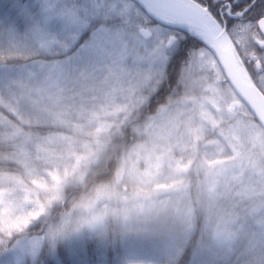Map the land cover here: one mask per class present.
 <instances>
[{"label":"rangeland","instance_id":"rangeland-1","mask_svg":"<svg viewBox=\"0 0 264 264\" xmlns=\"http://www.w3.org/2000/svg\"><path fill=\"white\" fill-rule=\"evenodd\" d=\"M1 12L0 33L14 39L15 49L53 58L1 65L0 105L29 127L60 126L67 133L38 137L0 116V140L15 142L25 174L0 177V208L59 203L65 188L84 185L87 164L101 155L96 150L100 134L126 123L131 111L151 97L178 51L166 47L168 31L138 21L137 8L127 0H0ZM138 27H145L150 38L140 37ZM181 65L178 81L199 95L188 98L182 92L177 102L158 109L137 129L144 141L121 161L120 168L128 161L148 171L145 179L159 194L161 209L150 226L123 236L133 248L123 264H153L144 248H134L135 240L160 236L164 254L189 240L192 196L206 200L207 215L191 264L228 259L237 243L246 255L242 264L264 263V131L234 118L216 98L222 88L206 75L217 69L210 52L197 49ZM194 74L200 76L190 79ZM231 197L229 205H219ZM85 215L73 207L70 226ZM97 233L72 232L64 240ZM5 237L0 238V264H35L46 239L36 232L13 243Z\"/></svg>","mask_w":264,"mask_h":264},{"label":"trees","instance_id":"trees-1","mask_svg":"<svg viewBox=\"0 0 264 264\" xmlns=\"http://www.w3.org/2000/svg\"><path fill=\"white\" fill-rule=\"evenodd\" d=\"M263 3V0H260ZM240 9V7H238ZM139 12L140 10L137 9ZM3 12L0 13V18H3ZM140 16V17H139ZM139 20H145L139 12ZM142 17V18H141ZM9 22V21H8ZM206 48L202 40L199 38L190 39L189 44L183 51L173 53L169 58L167 72L164 81L158 85L156 91L149 97V99L140 105L129 114V120L120 125L119 127L108 130L104 134H100L97 138L99 142L100 157L97 161L87 164L84 175V182L82 186L75 188H65L63 190V198L59 203H55L54 208L49 215V223H55L58 219H62L73 205L81 203L82 199L86 198L85 195L91 190L98 187L110 184L112 174L121 166V161L124 159L128 150L136 143L144 141V135L139 132L140 127L145 121L156 114L158 109L162 106L177 102L182 92L188 98H193L199 95V90L196 89L192 93L188 92L189 88L187 83L178 81L181 77L180 67L182 62H186L188 55L190 56L193 51L197 49ZM53 57L32 51H23L15 49L14 39L9 37L8 34L0 33V66H18L22 64L31 63L34 61H51ZM57 58H62L58 56ZM201 73L200 75H202ZM200 75L194 74L190 79H196ZM211 84L222 88L221 96L216 98L220 99L230 114L234 118H242L249 120L258 125L252 114L246 109L240 99L232 91L231 87L223 77L219 69H209L206 71ZM230 93H232L230 95ZM235 99H234V98ZM233 99V100H232ZM233 101V102H230ZM0 116L12 121L15 126L36 133L38 137L60 133L67 131L61 129L60 126L39 125L29 127L22 121L16 120L10 111L0 105ZM16 176L24 178V168L22 164L16 159L15 142H3L0 140V177L1 176ZM194 186V185H193ZM231 198H227L219 203L220 206H227L231 203ZM51 204V203H49ZM192 209L195 216L193 232L185 243L174 244L173 251L166 254L161 248L162 243H165L162 237L154 236L149 241L135 240L134 248L142 250L144 248L145 255L151 256L153 264H191L192 255L195 251L196 245L202 233L205 220H206V200H196L192 196ZM46 227V225H45ZM178 228V224L174 223L173 231ZM33 232L44 234V227L35 226L27 232L20 233L22 235H33ZM35 234V233H34ZM22 235H13L8 239L11 243L15 242ZM100 233L91 234L90 236H83L75 241L63 240L62 242L53 245L46 237L41 245L39 256L35 264H123L133 248L126 246L128 243L123 240V236L114 237L100 236ZM208 235H204L202 240L206 242L209 240ZM1 239H6L4 235H0ZM7 240V239H6ZM236 252L230 258L221 259L218 262L207 261V264H242L246 255L243 251V244L237 243ZM180 252L175 255V252ZM240 251L243 252L239 256ZM25 264H30L27 260ZM264 264V263H261Z\"/></svg>","mask_w":264,"mask_h":264},{"label":"clouds","instance_id":"clouds-1","mask_svg":"<svg viewBox=\"0 0 264 264\" xmlns=\"http://www.w3.org/2000/svg\"><path fill=\"white\" fill-rule=\"evenodd\" d=\"M148 171L137 170L134 163L125 161L115 170L111 183L97 189L88 200L73 205L86 215L72 227L65 214L63 219L49 223V215L56 201L39 206L27 205L23 209L5 206L0 208V235L11 239L12 235L24 233L35 226L44 227V235L52 244L62 242L72 232L86 230L89 233L103 232L106 236H127L150 226L161 210L159 194L148 186L145 177ZM63 182V178H60ZM46 225V227H45Z\"/></svg>","mask_w":264,"mask_h":264},{"label":"water","instance_id":"water-1","mask_svg":"<svg viewBox=\"0 0 264 264\" xmlns=\"http://www.w3.org/2000/svg\"><path fill=\"white\" fill-rule=\"evenodd\" d=\"M152 21L174 30L192 31L207 45L216 59L219 69L233 92L251 112L264 130V96L249 81L238 54L225 31L216 33L211 28L210 15L191 0H131ZM264 20L259 28L264 29ZM143 39L150 38L147 30H141Z\"/></svg>","mask_w":264,"mask_h":264},{"label":"flooded vegetation","instance_id":"flooded-vegetation-1","mask_svg":"<svg viewBox=\"0 0 264 264\" xmlns=\"http://www.w3.org/2000/svg\"><path fill=\"white\" fill-rule=\"evenodd\" d=\"M127 1L139 9L133 1ZM191 1L208 12L209 24L213 31L216 33L225 31L250 81L264 96V29L259 28L261 20H264V0L263 3L260 0ZM139 12L147 21V25L158 26L168 31L166 46L168 49L171 45L177 48L176 51H183L190 39L197 37L192 31L174 30L161 26L147 18L141 10ZM130 23L133 24L131 21ZM261 24L264 25V23ZM143 29L146 30L145 27H138L139 36Z\"/></svg>","mask_w":264,"mask_h":264}]
</instances>
